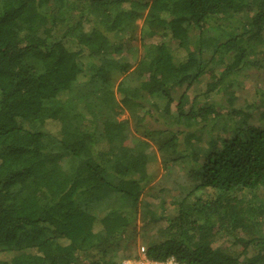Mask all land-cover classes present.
I'll return each instance as SVG.
<instances>
[{"label":"trees","instance_id":"1","mask_svg":"<svg viewBox=\"0 0 264 264\" xmlns=\"http://www.w3.org/2000/svg\"><path fill=\"white\" fill-rule=\"evenodd\" d=\"M144 11L142 37L160 41L143 45L139 82H119L117 103L113 83L129 64L111 65L105 53ZM203 26L219 32L209 59L189 37ZM95 60L87 77L82 66ZM250 69L264 70V0H0V264H116L109 252L157 167L133 135L156 142L165 162L185 159L193 180L156 229L164 240L147 242L148 260L264 264V90L252 84V103L238 108L231 90ZM203 77L204 91L189 97ZM91 79L107 92L73 100L71 88ZM120 108L134 115L133 132L114 119ZM81 119L91 126L82 130ZM113 194L119 210L86 208ZM164 216L143 214L148 222ZM217 236L239 251L214 247Z\"/></svg>","mask_w":264,"mask_h":264},{"label":"rangeland","instance_id":"2","mask_svg":"<svg viewBox=\"0 0 264 264\" xmlns=\"http://www.w3.org/2000/svg\"><path fill=\"white\" fill-rule=\"evenodd\" d=\"M138 1V0H136ZM142 3H148L150 0H139ZM130 5L128 3L123 5L125 10L129 9ZM145 12H142L139 17L134 18L132 22V29L128 31H120L115 37L110 38L113 43H117L120 40L119 46L112 45L108 48L105 55L108 59L112 60V64L115 63H126L129 64V69L122 74L121 77L115 80L112 87L113 97L117 103L120 102L121 96L116 92L117 85L119 82L124 81L130 87L137 86L139 80L134 73L135 66L137 62L141 59L143 45L147 44H157L160 39L158 38H143L141 35V27L143 25V19ZM86 25L84 26V30ZM219 32L216 31L214 27L203 26L201 28H191L189 30L190 42L194 49H199L202 51V57L205 59L210 58V53L213 46L218 41ZM142 38V39H141ZM220 39V38H219ZM176 42L172 43L174 47ZM100 64V60H95L92 64L82 66L83 73L87 77H91L96 71ZM209 81L207 77H203L199 83L195 84L191 89L187 91V95L192 97L194 95L201 94L206 83ZM252 84L256 85L260 89L264 90V70H254L250 69L242 73V75L237 76L231 84V90L234 93V106L242 107L244 105H249L252 103L254 98V89ZM109 89V86L102 83L98 79H91L90 81L82 84L74 85L70 90V97L76 102H82L84 95L90 91H96L98 93H105ZM183 92V88H178L172 97L174 102H176ZM205 99V98H204ZM200 99L201 102L204 100ZM211 102L208 99L207 103ZM53 102H48L52 104ZM188 107V106H186ZM171 109L173 107L171 106ZM118 115L115 116L116 121H127L130 125L131 131L133 132V116L128 110L120 108L118 110ZM258 117L257 112H253V122L255 123ZM150 129H157L158 124L150 120ZM98 128H100L101 121L98 120L96 123ZM222 121H220V125ZM219 125V126H220ZM91 126L90 121L80 120V128L86 130ZM216 129V128H215ZM218 129V128H217ZM214 130V129H213ZM218 131V130H217ZM133 137L138 141L145 143L144 146L139 149L142 150L147 158L151 161L157 163L156 169L152 173L150 180L143 186L140 197L139 205L134 213L133 222L130 227L127 228L125 232V237L121 239L117 246L109 252V255L116 261V264H120L121 261L126 259L138 260L140 254L145 252L147 242L155 241L161 242L164 237H160L156 234V229L165 226L166 217H172L175 214L176 207L174 202L185 195L192 186V181L187 169L188 165L185 159L173 157V160L163 161L161 159L160 153L157 148L156 142L151 139L144 138L140 135H133ZM201 141H207L208 135L205 131L201 132L199 135ZM135 142L138 143V142ZM133 143V142H132ZM167 157H172L167 155ZM257 195L263 197L264 191L262 189L257 191ZM209 196V195H208ZM239 196H247V192L240 193ZM85 206V205H84ZM88 211L96 215L100 210L104 208H112L115 210L120 209L119 197L116 194L111 195L108 198L98 201L97 203L89 205L86 207ZM146 210H152L155 215H165V218L158 219L156 222H148L144 220L143 214ZM261 220V219H260ZM260 229L264 231V219L260 221ZM213 246L216 248H222L229 253H236L239 251L240 247L236 245L233 239L229 237L217 236L213 240ZM249 254L251 250L249 249ZM12 256L13 253H9ZM77 264H86L84 260L79 259Z\"/></svg>","mask_w":264,"mask_h":264},{"label":"built area","instance_id":"3","mask_svg":"<svg viewBox=\"0 0 264 264\" xmlns=\"http://www.w3.org/2000/svg\"><path fill=\"white\" fill-rule=\"evenodd\" d=\"M120 264H180V263L176 262L173 258H169L163 262L151 261L146 258L145 252H144L142 253V255L140 254V257L138 260L126 259V260L121 261Z\"/></svg>","mask_w":264,"mask_h":264}]
</instances>
